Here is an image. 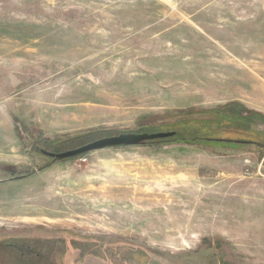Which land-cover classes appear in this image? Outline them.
<instances>
[{"label": "rangeland", "instance_id": "1", "mask_svg": "<svg viewBox=\"0 0 264 264\" xmlns=\"http://www.w3.org/2000/svg\"><path fill=\"white\" fill-rule=\"evenodd\" d=\"M263 93L264 0H0V240L68 232L119 242L111 263L264 264ZM231 103L258 115L220 136L249 146L108 147L104 161L41 152L96 131L203 129ZM228 153L245 178L203 165ZM236 204L248 213L225 212ZM21 261L0 251V264Z\"/></svg>", "mask_w": 264, "mask_h": 264}, {"label": "trees", "instance_id": "2", "mask_svg": "<svg viewBox=\"0 0 264 264\" xmlns=\"http://www.w3.org/2000/svg\"><path fill=\"white\" fill-rule=\"evenodd\" d=\"M237 103H231L228 105L223 106L218 110H213L210 112V116L207 119L201 121L205 123L203 129H199L191 124L187 127L182 128H175V127H168L166 129H157L153 131H149L148 133H159V132H174L172 137H168L166 139H158L154 141H149L146 144L152 143H219V144H239L249 146L252 142L250 139H241V138H229V137H221L220 135L224 132H236L242 134L245 130L244 128L251 127L254 122L252 119L253 117L257 116L256 112H252L247 110V113L243 114L240 113L239 107ZM246 110V109H245ZM193 120V119H191ZM236 129V130H233ZM122 134V133H120ZM118 135V134H117ZM110 136L105 134V132H91V133H84L78 136L67 140L66 142V149H76L85 144L93 142L97 139ZM113 136V135H112ZM143 144V145H146ZM51 152H61L59 150L54 149H46ZM64 150V151H65ZM1 252H8V257L17 256L18 249L16 246L13 247H6L5 251L0 249ZM18 257V256H17ZM22 260L20 263L17 264H35V256H20Z\"/></svg>", "mask_w": 264, "mask_h": 264}, {"label": "flooded vegetation", "instance_id": "3", "mask_svg": "<svg viewBox=\"0 0 264 264\" xmlns=\"http://www.w3.org/2000/svg\"><path fill=\"white\" fill-rule=\"evenodd\" d=\"M53 161L56 162L54 159ZM27 175H16L10 179H22ZM119 244V242H106L104 239L89 240L87 237L67 232L64 235L48 237V239H41L36 236L33 238L18 237L0 240V249L5 251L6 247L16 246L18 249L17 256H35V264H69L70 256H76L75 260L78 261H71L72 264H84L89 257L98 258L105 264H122L123 260L120 258H116L111 263V260L104 257L109 256L107 253L115 255L117 253L115 250L119 249ZM89 247L91 248L89 249ZM8 254L7 251L4 252V255L7 256ZM124 262L129 264H146L147 261L130 256Z\"/></svg>", "mask_w": 264, "mask_h": 264}, {"label": "water", "instance_id": "4", "mask_svg": "<svg viewBox=\"0 0 264 264\" xmlns=\"http://www.w3.org/2000/svg\"><path fill=\"white\" fill-rule=\"evenodd\" d=\"M174 132H159V133H122L114 136H107L97 139L93 142L85 144L76 149H70L61 152H51L43 149L42 153L53 158L55 161L77 157L92 151L105 149L108 147L118 146H133L146 144L149 141L158 139H166L172 137Z\"/></svg>", "mask_w": 264, "mask_h": 264}, {"label": "crops", "instance_id": "5", "mask_svg": "<svg viewBox=\"0 0 264 264\" xmlns=\"http://www.w3.org/2000/svg\"><path fill=\"white\" fill-rule=\"evenodd\" d=\"M104 150L105 149L95 151V153H98V154H95L94 159L104 161L103 160L104 157L102 154V151H104ZM245 151H247V150H244L243 152H245ZM230 158H232V157L229 153L227 155H216L215 154L214 158H209V157L203 158V160L205 159L207 162L205 164H203V163L202 164L208 166V167H206V166L205 167L209 169L210 173H212L211 170L214 167L216 170V173L214 176H216L218 179H223L224 181H233L234 177H237V179L241 178V177L245 178V176H243V174L241 173V169L240 170L238 169V172H234V168H233V165H232ZM241 167H242V162H241ZM203 170H205V169H203ZM227 195H230V193L226 192L225 196H227ZM236 205L239 206V208L238 207L233 208L234 205H231V206L228 205V209L226 208L225 212H227L229 214H232V213L241 214L243 212L248 213V211H249L248 206L244 207V210H243L242 204H240V205L236 204ZM236 217H237V221L239 219H241L240 216H236Z\"/></svg>", "mask_w": 264, "mask_h": 264}, {"label": "bare ground", "instance_id": "6", "mask_svg": "<svg viewBox=\"0 0 264 264\" xmlns=\"http://www.w3.org/2000/svg\"><path fill=\"white\" fill-rule=\"evenodd\" d=\"M47 195V194H46ZM48 196V195H47ZM49 196H51V195H49ZM67 196V195H66ZM53 198V197H52ZM58 198V197H57ZM66 198V197H65ZM70 199V198H69ZM68 199V200H69ZM74 199V198H73ZM51 200V199H50ZM75 204V203H74ZM73 205V204H72ZM74 206V205H73ZM46 209V208H45ZM68 209V208H67ZM75 209V208H74ZM76 209H77V207H76ZM64 213V212H63ZM75 213V212H74ZM74 213H72V214H74ZM48 214H46V215H40V216H32V218H37L38 220L40 219V218H42V217H46ZM50 215V214H49ZM76 215V214H75ZM50 216H52L53 217V215H50ZM55 218H57L58 220H62V219H66V220H68V219H73V217H72V215H71V212L70 213H68V215L67 216H60V217H57V216H54Z\"/></svg>", "mask_w": 264, "mask_h": 264}, {"label": "built area", "instance_id": "7", "mask_svg": "<svg viewBox=\"0 0 264 264\" xmlns=\"http://www.w3.org/2000/svg\"><path fill=\"white\" fill-rule=\"evenodd\" d=\"M81 161L84 162V163L88 162V157L84 156L83 158H81Z\"/></svg>", "mask_w": 264, "mask_h": 264}]
</instances>
